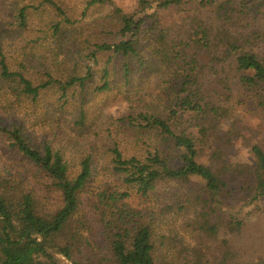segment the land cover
<instances>
[{
  "label": "trees",
  "instance_id": "trees-1",
  "mask_svg": "<svg viewBox=\"0 0 264 264\" xmlns=\"http://www.w3.org/2000/svg\"><path fill=\"white\" fill-rule=\"evenodd\" d=\"M12 1L10 26H45L34 43L54 48L48 72L32 79L27 60L10 67L0 27V139L24 163L0 164V264H210L205 239L244 225L224 222L223 209L264 203V146L252 145L249 166L227 161L231 132L221 135L224 108L207 90L211 72L229 69L264 116V58L252 48L264 43V0H137L131 13L117 0H76L72 10L65 0ZM170 12L184 16L177 33L162 19ZM119 94L122 117L91 110L99 95ZM68 115L69 130L53 125ZM33 120L50 122L51 135L38 141ZM164 187L200 205L193 247L177 248L134 203Z\"/></svg>",
  "mask_w": 264,
  "mask_h": 264
},
{
  "label": "rangeland",
  "instance_id": "rangeland-1",
  "mask_svg": "<svg viewBox=\"0 0 264 264\" xmlns=\"http://www.w3.org/2000/svg\"><path fill=\"white\" fill-rule=\"evenodd\" d=\"M14 3L15 1L12 0H0V27L6 46L5 55L14 71L18 69V65L22 61L26 62L27 60L28 64L26 66H31L28 76L36 79V77H42L48 72V69L44 67L46 66L44 63L54 45L52 42L49 44L45 41L34 43L36 38L43 36L41 32L46 31L45 26L22 33L17 31V27L10 26L8 23L11 20L9 16L13 15ZM65 4L71 10L78 8L79 5L76 0H65ZM116 6L131 13L137 7V0H117ZM183 17L176 12L162 13V19L169 26L172 33H177ZM3 23L7 25L6 29H4L6 25L3 26ZM49 30L50 28H48L47 33L51 34ZM239 30L244 31V29ZM252 48L264 58V43L254 45ZM25 54H28L29 58H26ZM34 65L36 67L33 68ZM226 70L227 76L222 73L218 75L211 72L207 90L211 94V99L218 103L221 108H224L225 118L220 125L221 135L231 132V136L224 140L227 141L229 149L227 161L247 163L249 166L248 162L250 161L252 164L253 160L250 152L252 145L264 146V116H261V112L256 110L255 104L250 109L244 103L249 97L252 98V95L241 87L235 72H231L229 69ZM99 96L91 103V110L93 109L92 111L97 113L102 111L107 121L112 122V120L122 117L128 111V104L123 100L122 95H113L109 98L103 97L104 95ZM44 110L41 111L44 112ZM15 112L18 118L24 117V109L16 107ZM72 118L71 115H68L67 118L60 119L61 123H53V125L67 131L70 128L69 122ZM33 122L37 124L33 129L35 130L34 136L38 141H41L44 136L51 135L50 122L44 124H38L36 120H33ZM9 159L14 160L10 161ZM21 161L17 156H13L12 152L6 148L4 140L0 139V164L16 162L18 165H24ZM172 190L174 192L179 191V199L176 200L172 193L165 192L164 187L161 188L159 193L152 194L147 198L136 196L134 203L156 215L160 232L172 239L177 248L183 246L193 247L192 237L194 233L191 224L196 219L195 208H199L200 205L194 202L193 192L176 187H173ZM50 200L53 201L54 199L51 197ZM227 208L223 209V212H225L224 218H226L224 222L228 223L231 219H237L243 221L244 225L241 229L235 231L224 225L214 239H205V244L212 246V253L208 257L210 264H218L222 260H227L229 264H256L264 261V203L261 202L255 205L232 204ZM81 213L90 216L92 214L91 205L85 203Z\"/></svg>",
  "mask_w": 264,
  "mask_h": 264
}]
</instances>
